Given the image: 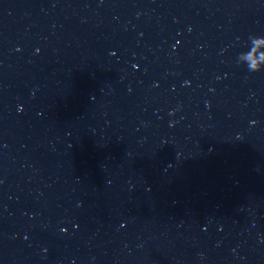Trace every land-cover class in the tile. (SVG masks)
Wrapping results in <instances>:
<instances>
[{
    "label": "clouds",
    "instance_id": "1",
    "mask_svg": "<svg viewBox=\"0 0 264 264\" xmlns=\"http://www.w3.org/2000/svg\"><path fill=\"white\" fill-rule=\"evenodd\" d=\"M249 70H250V71H253V72H259V71H262V70H264V69H261V68H259V67H257V66H253V67H251Z\"/></svg>",
    "mask_w": 264,
    "mask_h": 264
}]
</instances>
